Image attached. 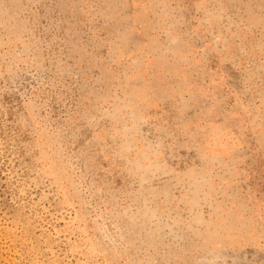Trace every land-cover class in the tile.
Instances as JSON below:
<instances>
[{"label":"rangeland","instance_id":"1","mask_svg":"<svg viewBox=\"0 0 264 264\" xmlns=\"http://www.w3.org/2000/svg\"><path fill=\"white\" fill-rule=\"evenodd\" d=\"M0 264H264V0H0Z\"/></svg>","mask_w":264,"mask_h":264}]
</instances>
